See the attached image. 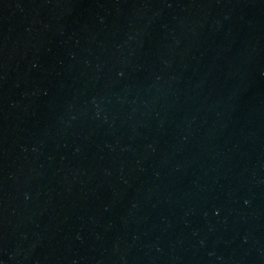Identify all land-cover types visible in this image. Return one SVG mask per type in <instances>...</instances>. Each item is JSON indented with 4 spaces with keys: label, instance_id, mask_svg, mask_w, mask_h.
<instances>
[{
    "label": "water",
    "instance_id": "obj_1",
    "mask_svg": "<svg viewBox=\"0 0 264 264\" xmlns=\"http://www.w3.org/2000/svg\"><path fill=\"white\" fill-rule=\"evenodd\" d=\"M0 264H264V0H0Z\"/></svg>",
    "mask_w": 264,
    "mask_h": 264
}]
</instances>
